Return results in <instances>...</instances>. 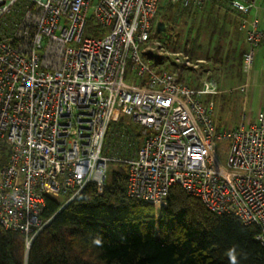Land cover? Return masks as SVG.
<instances>
[{
    "label": "built area",
    "instance_id": "2783aa9c",
    "mask_svg": "<svg viewBox=\"0 0 264 264\" xmlns=\"http://www.w3.org/2000/svg\"><path fill=\"white\" fill-rule=\"evenodd\" d=\"M160 1L0 0V225L25 236L26 252L49 223L47 197L67 203L88 185L102 191L111 162L126 166L128 197L158 208L180 187L214 214L257 225L264 246V114L217 131L216 79L195 86L150 65L151 43L164 49L152 39ZM166 1L195 10L209 0ZM228 8L245 33V107L264 49L262 7L229 0ZM115 116L130 118L137 133L114 132Z\"/></svg>",
    "mask_w": 264,
    "mask_h": 264
},
{
    "label": "trees",
    "instance_id": "16d2710c",
    "mask_svg": "<svg viewBox=\"0 0 264 264\" xmlns=\"http://www.w3.org/2000/svg\"><path fill=\"white\" fill-rule=\"evenodd\" d=\"M228 1L209 0L201 9L179 12L194 16L221 4L226 16ZM172 9L168 1H160L157 19L167 30L155 31L152 39L163 40L169 32V40L177 36L168 28ZM228 20L221 18L220 27L231 29L235 23ZM102 33L88 30L86 35ZM191 45L194 52L195 40ZM214 49H222L219 42ZM192 55L194 59L196 54ZM146 59L156 71L165 70L159 61ZM113 127L117 128L114 132L124 130L120 121ZM108 176L100 192L88 185L67 203V198L47 197L42 218L49 223L28 252L23 234L0 225V264H264V246L256 240L257 225L244 224L230 214H214L177 186L158 208L128 197L127 170L120 163L109 164Z\"/></svg>",
    "mask_w": 264,
    "mask_h": 264
},
{
    "label": "rangeland",
    "instance_id": "374dc122",
    "mask_svg": "<svg viewBox=\"0 0 264 264\" xmlns=\"http://www.w3.org/2000/svg\"><path fill=\"white\" fill-rule=\"evenodd\" d=\"M205 5L203 7H205ZM172 7V11L168 12V16L172 19V22H169L170 25L168 28H173V35L177 36H172L171 40H169V36L172 35V32H169L164 36L163 40L160 39L164 49H156L155 45L151 43V49H146V53L148 55L147 57L154 62L159 61L162 68L169 72L176 73L179 77H181L182 81L195 86L200 85L201 82L207 78H214L219 83L220 81H226L227 77H231L233 80L232 85H229L227 80V83L221 87L219 86L220 91L225 90V92L222 93L225 97L219 98L218 96L215 99L216 107L213 119L216 128L218 127L219 131L233 130L236 126L241 124L243 115L246 118L250 112L249 104H246L245 107L243 106L242 99L245 92H241L239 89L244 82V78L238 67V63L241 61L239 53L242 51L240 45L241 43L243 44L242 39H244L241 33L244 32L239 29L237 25L238 22L236 18L231 15L229 8H225L229 15L227 13L226 16L223 15L220 10V7L223 8V5L221 4L220 7L219 5H216V9L211 8L206 12L203 11L202 13H197L194 16H189L179 12V10H183L185 8H180L178 6L175 7L173 5ZM217 9H219V11ZM186 10L191 9L187 8ZM221 18H224L227 22L229 21L228 19H233L235 24H233L231 29H223L220 27ZM260 18L262 20L264 17ZM192 40H195V49H192V51L195 50L194 52H191L190 50L193 47L191 45ZM229 41L232 42L233 51H230L227 54L226 62H224L222 52L218 51L216 53H207V49H211L212 51V49L216 48L218 42L222 49H229ZM173 52L181 53V57H190L191 59H189L191 64L194 65L197 63V68L194 69L192 67L190 68L175 63L170 54ZM192 53L196 54L194 59L192 58ZM210 61L211 64L209 63ZM220 65H222V67H220ZM214 66H216V69H213ZM208 69L213 70H211V75L208 74ZM214 70L216 71L214 72ZM227 74L232 76H227ZM220 99H222V101ZM258 106V104L253 106V117L258 111ZM262 108L264 110V105ZM118 121H120L123 125L124 133H128V130H131L133 134L137 133L138 127L130 118L115 116L112 124L116 125ZM113 125L111 129H114ZM108 142L109 145L107 146V150L110 151V149L113 148L110 146L114 145V143H111L109 139ZM227 145L226 141H220L216 144L215 153L219 160L224 159Z\"/></svg>",
    "mask_w": 264,
    "mask_h": 264
},
{
    "label": "crops",
    "instance_id": "0c3cea01",
    "mask_svg": "<svg viewBox=\"0 0 264 264\" xmlns=\"http://www.w3.org/2000/svg\"><path fill=\"white\" fill-rule=\"evenodd\" d=\"M259 4L262 7L259 16L263 18L264 17V0H259ZM260 20H261V18H260ZM261 21L263 22L264 18ZM237 25H238V23H237ZM261 27H262V23H261ZM241 34L243 35L244 39H242L243 40V44L241 43L240 48L244 52L246 50L245 34L244 33H241ZM228 45H229V49H220V50L219 49H212V51H211V49H207V53H210V52L216 53L218 51L222 52V54L224 56V62H226L227 61V59H226L227 54L230 51H233L232 42L231 41L228 42ZM209 63L211 64V61ZM240 63H241V61H240ZM220 67H222V65H220ZM213 69H216V66H214ZM211 70L212 69H208V74H210V75H211V72L213 71V70L212 71ZM239 70H240V66H239ZM215 71L216 70H214V72ZM227 76H232V75L227 74ZM227 80L229 82V85L233 84V80H232L231 77H227ZM227 80L223 81L224 83L222 81H220L218 83V85L221 87L222 85L227 83ZM251 81H252V83L250 84L249 89H248V93H247V104H249V110H250V112L248 113V120L250 122H254L256 120V116L259 113H263L264 114V110L262 108V106L264 105V49L263 48H261V49H259L257 51V55H256V59H255V65H254V70H253V73H252ZM224 92H225V90L220 91V93L218 94L219 98L220 97H223V98L225 97V96L222 95V93H224ZM244 97L245 96H243V99H242L243 103H244ZM256 104L259 105L258 106V111L256 112L255 116L253 117V106L256 105Z\"/></svg>",
    "mask_w": 264,
    "mask_h": 264
},
{
    "label": "water",
    "instance_id": "95a60500",
    "mask_svg": "<svg viewBox=\"0 0 264 264\" xmlns=\"http://www.w3.org/2000/svg\"><path fill=\"white\" fill-rule=\"evenodd\" d=\"M165 29H166V26H165V24L163 22L158 21L156 23L155 30H156L157 33L162 34V33L165 32Z\"/></svg>",
    "mask_w": 264,
    "mask_h": 264
}]
</instances>
